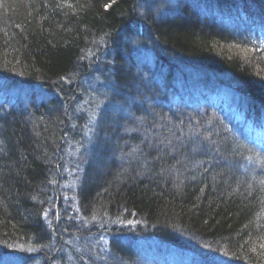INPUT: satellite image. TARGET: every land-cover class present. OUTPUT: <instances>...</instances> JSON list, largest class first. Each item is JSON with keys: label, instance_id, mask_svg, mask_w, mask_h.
<instances>
[{"label": "trees", "instance_id": "obj_1", "mask_svg": "<svg viewBox=\"0 0 264 264\" xmlns=\"http://www.w3.org/2000/svg\"><path fill=\"white\" fill-rule=\"evenodd\" d=\"M55 1L0 0V75H8L18 82L30 79L50 92L55 82L51 76L72 72L81 49L85 47L86 50L88 45L104 40L109 47L107 57L115 58L112 71L115 85L112 91L105 93L103 114H97L100 123L95 131L101 137L99 141H95V131H89L91 116L87 115L92 108L87 107L86 115L81 114L82 111L78 113L83 103V89L77 83L60 100L57 94L41 103L28 99L26 108L19 109L24 114L22 117L18 110L0 108L3 118L0 119L3 120L0 131V242L1 239L2 243L16 241L20 244L17 252L31 256L41 253L31 246L37 241L33 236L41 231L42 236L49 235L53 239L47 220L53 219L62 207L54 208L51 198L56 195V189L60 194L57 185L77 182L74 165L79 164L88 166V171L93 173L85 176L68 199L75 198L76 203L66 205V200L61 203L72 219L70 222L62 214V221L68 226L62 225L68 232L67 239L73 237L74 232L78 233L71 240L72 244L82 241L87 245L88 236L95 244L106 240L105 246L100 245L98 249L109 254L107 264H184L182 258L187 257L183 254L194 257L195 251L189 249L194 247L180 251V248L173 249L174 243L169 242L174 256L168 257L164 239L174 241V236H168L170 226L196 235L195 240L207 245L204 248L208 249V256L217 251L225 261L233 260L228 251L225 253L217 248L223 236L228 239L237 236L248 247L256 243L258 247H252L249 253L251 262L246 260L247 264H264V149L257 165H248L241 159L254 168L255 173L245 171L241 164H233L229 159L236 156L230 154V149H238L239 143L231 125L230 128L225 125L223 114L227 113L226 103L234 104L217 92L227 91L226 87L220 86L210 93L198 84L201 80L186 83L175 71L178 64H181L183 73L187 68L203 65L199 63L201 61L210 62L206 58L207 46L214 31L210 26L203 27L199 20L211 17L209 14L213 9L205 8L203 0H177L174 4H168V0H61L65 9ZM262 2L264 0H258L254 5L250 3L251 7H240V12L234 10V14L228 11L221 17V26L226 28L228 24L235 29L243 20L244 25L238 30L245 31L247 27L251 28L255 15L258 40L264 41V16H260L261 12L264 13ZM135 4L136 12L140 13L134 17L142 22V36L137 32L129 35L132 31L126 33L121 26L122 16ZM246 10L251 15L250 21ZM141 38L142 43L151 41L149 47L156 50L143 49L151 51L160 61L157 65L161 70L158 83L148 75L143 76V83L142 76L127 74L119 60L118 54L124 47L121 41L137 42ZM263 41L253 43L252 48L258 51L251 50L250 58L260 57L258 53L263 50L259 49V44H264ZM5 63L14 65L1 67ZM207 65L229 75L234 71L233 66L221 69V65ZM261 71L264 72V68ZM244 82L258 96L257 108L264 112L261 81L247 76ZM175 97L184 107V110L182 107L178 109L181 113H188L189 121L192 114L202 119L203 113L194 109L190 112V107H186L188 100L195 99L203 106L206 103L211 105L217 116L207 126L208 133L198 126L189 138L181 139L174 134V122L171 131L160 128L161 121L168 117L166 103H174ZM34 101L37 107L33 105ZM255 118L250 117L248 125L239 131L253 133L260 130L257 126L264 125V121L258 122ZM22 123L27 126L25 130L21 129ZM86 127L89 129L85 132ZM222 129L224 133L220 132ZM259 133L264 137V131ZM110 139L118 140L120 144L113 148ZM96 145L102 147L101 155L89 152ZM194 145H201L206 152L202 165H199L198 158L187 156ZM61 150L66 154L71 150L70 157L65 155L61 162L54 161V153ZM77 153H80V160ZM211 166L217 171L205 173L204 169ZM131 168L137 172L129 173ZM107 172L109 179L106 181L101 177ZM231 172L247 176L249 180L245 187H235L231 183L233 188L227 183L233 176ZM140 176L142 180H135ZM196 177L203 186L194 184ZM128 181L142 182L119 193L117 188ZM39 202L45 206L42 211L38 208ZM134 224L136 229L132 228ZM149 232L154 236L156 233L167 236L156 239L157 243L153 244L154 238ZM59 236L60 232L56 233L53 241L62 243ZM62 245L59 263L73 264L75 249L64 255L69 247ZM256 249L260 252L253 254ZM8 258L11 260L12 257ZM40 260L37 264H50L49 258L41 256ZM187 263L190 264V260ZM77 264H81L80 261ZM211 264L217 263L213 261Z\"/></svg>", "mask_w": 264, "mask_h": 264}, {"label": "bare ground", "instance_id": "obj_2", "mask_svg": "<svg viewBox=\"0 0 264 264\" xmlns=\"http://www.w3.org/2000/svg\"><path fill=\"white\" fill-rule=\"evenodd\" d=\"M176 1L177 0H168L167 2L168 4L169 2L174 4L176 3ZM55 2L56 5L65 9L66 5H63L64 3L61 0H56ZM257 2L258 0H203L204 7L213 9V13L209 14L211 17H206L205 20L200 19L199 22L202 24L203 27L210 26L209 28H213L214 31L213 38L210 39L208 42L207 57L205 55L204 57L208 59L207 61H210L215 65H221L223 67L221 69H227L228 67L233 66L234 71H232L230 75L228 74V72L225 73L224 70L222 73V71L218 68L213 69V67L207 65V64H211L210 62H204V61L199 62L202 63L203 65H198L196 67L194 66L189 69L187 68L183 73L180 70L181 64H178L177 67L175 68V71L179 74L178 76H180L181 79L186 83H192L197 80H201L202 82L198 81V84L201 85L202 88H204V91H208L212 93V91H215V89L220 86L226 87L227 91L224 92L217 91V92H219L220 94H224L222 96L228 99L235 106L226 103L227 113L223 114V118L226 119L225 122L226 126L229 127V125H231L232 129L235 132V136H236L235 138L239 143L238 145L239 150L234 147L230 149L231 151L230 154L238 158L232 157L229 160L232 161L233 164H241L245 171L253 172V173H255L254 168L248 165H257L261 152L264 149V137L262 134L259 133V131H264V125H258L257 127L260 130H257L253 133L239 131V129L245 128L250 122V117L253 116L256 117L255 119L258 122L264 121V112H262L259 108H257V103H258L257 101H259L258 96L255 95V93L252 90H250L249 86L246 85V83L244 82V77L254 76L261 81V85L264 87V72L261 71V69L264 68V44L263 43L259 44V49L263 50L262 52L258 53L260 54L259 58L254 57L252 59L247 60V57L251 56V50H254L256 52L258 51L252 48L253 43L256 44L260 41H263L262 39L258 40V27H257L256 16L255 15L252 16L254 23H252L250 29L247 27L245 31L238 30V28H241L244 25L243 20H240L239 24L235 27V29H232V27L228 24L226 28H223L221 26L222 25L221 23L223 22V20H221V17H223L225 13H227L228 11L234 14V10L240 12V7L243 8L251 7L250 3L254 5ZM262 3L264 4V2ZM190 6H192V4H190ZM198 6L202 7L200 3H198ZM136 9H137V4L133 5L131 11H127L126 15L122 16L123 17L122 19L124 21H122L121 26H122V30H124L126 33L132 31V33L129 35H134V33L137 32L142 36V24H141L142 22H139L140 21L139 19H135L136 14L138 15L140 12H136ZM67 11H68V7L66 9V12ZM128 13H132V14L128 15ZM245 14L247 20L250 21L251 15L249 11L246 10ZM216 15L218 16L216 17ZM260 16H264V13L261 12ZM148 31L150 30L148 29ZM141 40L142 38L140 39V41L128 42V43L126 42L123 43L121 41V45L124 47L120 50V53L118 54L120 55L119 60L125 72H127V74H131L135 77L142 76L143 83H144V79H143L144 75H148L149 78H151L153 81H157L160 76L159 73L161 72V70H159V67L157 66L159 60L155 58L154 54L151 51L143 50L144 47L148 48L149 45H152V42L148 41L147 43L144 42L142 43ZM103 42L105 41L102 40V42H98L93 46L88 45L86 47L87 48L86 50L85 47L81 49V51L78 53L76 62L73 65L72 72L70 73L66 72L51 76L52 80L55 82L52 84V90L50 92L42 84L35 83L30 79L27 82L24 81L18 82L17 80L11 79V77L8 75L6 76L0 75V79L4 78L2 82L0 81V108L6 107V109L8 110H12V111L18 110L19 116L22 117L24 114L19 109L26 108L28 99H34L37 100L39 103H41L42 101H45L46 99L51 97L53 94L54 95L57 94V97L60 100L69 94V92L71 91V87L75 85V83H77L78 80L80 81L82 77L88 76V74L92 75L93 71L95 72V74H97V76H99V80L100 82H102L100 85H103L105 88H108L110 91H112L115 85V78H114L115 74L112 73L115 65V58L107 57L109 55V47L105 45ZM149 49H151V47H149ZM151 50H153V52L156 51L153 48ZM9 65L12 66L14 64L5 63L1 67H9ZM96 65H98L97 68H95ZM234 65H236V67ZM7 70H8L7 72L10 74L9 69ZM40 74L42 75V73ZM106 98H108V95L106 96ZM75 100H77V98ZM174 102L179 103V99L175 97ZM32 103L34 106L36 107L38 106L36 101ZM186 107H190L196 111H201L203 113V118L198 119L197 117L194 116V114H192L193 115L192 120L190 122L187 121L183 123H185L189 127V129H191L190 130L191 132L194 130L193 124H196L201 129L206 131V133H208L207 131L209 130L207 126L211 125L210 123L215 121L217 116L216 112L212 110L211 105L206 103L203 106L197 100L191 99L186 102ZM0 119H3L1 112H0ZM2 125H3V120L0 121V131ZM25 128H27V126L24 123H22L21 129L25 130ZM220 132L224 133L225 131H223L222 129V131ZM209 141L211 142V135L209 136ZM212 144L214 143L212 142ZM194 146L195 148L193 150H190L187 153V156L198 158L199 165H202L201 161L204 158L203 153L205 154L206 152L203 151L201 145H194ZM232 150H234L235 152H233ZM89 152L92 155H96V156L101 155L103 153L102 147H99L98 145L94 146L92 150L90 149ZM65 155H67L66 152L64 151L62 152L61 150L58 154L54 153L53 160L56 162H59L60 160L61 162V158ZM242 155L245 156L243 157ZM121 159L122 157L120 156V160ZM241 159H243V161L248 165L241 162ZM66 164H68V162H66ZM205 165L207 164H204V166ZM74 167L76 170L75 175H77L78 177L77 182L71 184L57 185L60 190V194L58 195V190L55 188L56 195L53 194L51 198L52 202L54 201V203L56 202L62 203L65 200L70 199L71 196L74 194V192L79 188V185L81 184L80 182L83 181L85 176H88L91 173H93L91 171H88L90 170V168H88V166L85 165L82 166L79 164H75ZM118 167L119 164L117 168ZM93 169H95V167ZM213 171H217V169L212 166L204 169L205 173H211ZM136 172L137 170H135V168H131V172L129 173L133 174ZM144 172H146V170ZM231 174L233 176L231 180L229 179L227 180V183H229L230 185L233 184L235 185V187H240V186L245 187V182H247L249 179L244 173L231 172ZM218 176H220L221 178V175H219V173ZM101 178H104L107 181L109 179V173L107 172ZM130 179H135V178L131 177ZM135 180H142V176H140L138 179ZM141 182L142 181H128L125 184L120 183V185L121 184L123 185L122 186L119 185L120 187L117 188L118 192L121 193L124 192L125 190L127 192L131 190V186L138 185ZM207 182L208 180H205V183ZM194 184L198 187L203 186L201 180L198 177L195 178ZM37 205L39 210L41 211L44 210L45 206L43 205V203L39 202L37 203ZM56 215L53 218H55ZM47 221L49 223L50 220ZM62 223L64 226H68V223L66 221L64 220L61 221L59 218H56V221L53 225L49 224V227H51L50 235L53 236V239H51L49 235L42 236L41 231L38 232L37 235L33 236L37 241L36 242L33 241L31 243V246L36 247L38 251L41 252V253H36L34 256L28 255L29 253L26 254L20 251L17 252L18 248L20 247V244H18L16 241H12V242L8 241L2 243L3 240L1 239L0 264H37L40 263L41 256H44L45 258H49L50 264H62V262L59 263L60 256L58 254L60 253V248L63 246L62 244L68 243L65 242L68 237V232L63 227ZM58 232H60L59 242L62 243L53 241L55 238V234ZM157 234L158 233H156V236H154L153 233L151 234L149 232L150 237L154 238L152 239L153 244L157 243V241H155L156 239L164 238L167 236L164 233H162V236H158ZM168 236H174V241L164 239L166 241L164 242V245L166 247L165 250L168 257L174 256V254L170 252L171 244L169 242L174 243V245L172 246L173 249L175 250L180 248V251H185L186 250L185 247H194L195 250L189 248L190 251H195L194 257L189 256L187 258H182V262L184 264H188L187 260H190L191 262L190 264H195V263L211 264L213 261H215L217 264H247L248 263L247 261L251 262V260H249V253L252 247L253 249L258 247L256 243H254L255 245L253 246L250 245V247L246 246L245 245L246 243H244V241H242V239H240L237 236H232L229 239L226 236H223V239L217 248L225 253L228 251L229 256L233 260V261L231 260L225 261L218 255L217 251H213V254L211 256H208L209 254L207 251L208 249L206 250L204 248L207 245L203 244V242L199 240H195L196 235L194 234H191L189 232H187L186 234L181 231H177V229H174L172 226H170L168 231ZM104 242L106 241L104 240L98 243L100 245H104ZM72 246L75 249V256H76V259L74 260L73 264H77L78 261H81L82 259L81 256L84 257L83 252L86 254L87 252H89V250L85 248L86 245L82 244V241H78L77 243L72 244ZM252 252L254 254L255 252L256 253L260 252V250L256 249ZM55 254L57 255V257ZM10 256L12 257L11 260L8 258ZM89 257H90V261H92V264H100V263L107 264L109 254L108 253L105 254V251L102 252L100 249H95L93 250V252H91ZM113 260L110 259V261Z\"/></svg>", "mask_w": 264, "mask_h": 264}, {"label": "rangeland", "instance_id": "obj_3", "mask_svg": "<svg viewBox=\"0 0 264 264\" xmlns=\"http://www.w3.org/2000/svg\"><path fill=\"white\" fill-rule=\"evenodd\" d=\"M249 59H252V58L247 57V60H249ZM97 67H98V65L95 66V68H97ZM101 83L102 82H100L99 76H97V74H95L94 71L92 72V75L88 74V76L82 77V79L80 81L79 80L77 81L78 86L82 87V89H83V92H82L83 103L79 107L78 113H80L82 111L81 114L86 115L87 114L86 111L88 110V108H92V110L87 115L89 117L91 116L89 118L88 124H89V128H90L89 131H92V132L98 129V124L100 123V120L99 121L97 120L98 119L97 114H101V115L103 114L104 109H105L103 99L105 97L106 91L109 90L108 88H105L103 85H100ZM82 106H84V107H82ZM161 106H164V104H161ZM165 107L167 110L166 114L168 115V117L166 116L165 119H163L161 121V127L160 128L163 130L166 129L168 131H171V123L174 122L176 124V129L174 130V134H176V136L181 138V139L189 138L191 136V131H190L191 129H189V127L185 123H183V122L189 121L188 113L187 112H185V113L180 112V110L178 108H180L182 106L179 103H175V102L171 103L168 101L166 103ZM181 109L184 110V107H182ZM191 110H192V108H189L190 112H191ZM174 118L177 122L174 121ZM133 121H135V120H133ZM140 122H142V121L140 120ZM138 125H140V124H138ZM89 128L86 127V129L84 131L86 132ZM195 128H199V127L195 124L194 130H195ZM194 130L192 132H194ZM202 131H195V132H202ZM166 134L171 136V137L173 136V134L171 132H166ZM99 138L101 139V137L97 136V131H95V141H99ZM108 142L109 141H107V144H108ZM110 142H111V146L113 148H116L118 146V144H120V141H118V140L110 139ZM70 151L71 150L67 151L68 158L70 157ZM77 154H78V158L80 160V157H81L79 155L80 153H77ZM69 161H71V159H69ZM74 203H76L75 198H74V200H66V205L74 204ZM61 207H62V209L58 213V218L62 221V214H63L64 216L67 217V220L71 222L72 219H71V217H68L67 214L65 213L63 205H61V202H56L54 205V208L60 209ZM55 221H56V219L53 218L49 221V224L53 225L55 223ZM132 228L136 229L137 228L136 224H134V226ZM122 230H125V228ZM73 234H74V236H76L78 233L74 232ZM73 237H71L65 241V242L69 241L66 244L69 247V249H68V251L63 252L64 255H68V252H70L71 250H74V248L72 247V243H71V240L73 239ZM137 238L144 240L142 237H137ZM147 238L150 239V237H147ZM145 240H147V239H145ZM82 243L85 245L84 242H82ZM86 243H87L86 246L89 247V252H87L86 254L83 253L84 257L87 259H85L83 256H81V258H82L80 261L81 264H88V263L91 264L92 261H90V257H89L91 252H93V250H95V249H98V246H100L99 243L95 244L92 241L90 236L87 237ZM105 243L106 242H104V246H105ZM86 246H85V248L87 249ZM101 251L104 252L103 249H101ZM183 256L184 257H189V256L192 257L191 254H183ZM75 259H76V256H74V260ZM68 261H72V259L68 258Z\"/></svg>", "mask_w": 264, "mask_h": 264}]
</instances>
